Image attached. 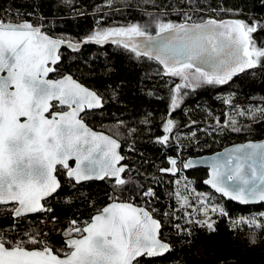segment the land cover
Listing matches in <instances>:
<instances>
[{"label":"snow or ice","instance_id":"obj_1","mask_svg":"<svg viewBox=\"0 0 264 264\" xmlns=\"http://www.w3.org/2000/svg\"><path fill=\"white\" fill-rule=\"evenodd\" d=\"M63 2L72 5L73 0ZM259 2L264 7V0ZM112 3L108 0L109 7ZM144 3L157 7L155 0ZM180 3L191 11L171 6L183 21L156 18L155 36L148 25L140 23L98 27L77 41L51 36L44 31L43 15L36 11L42 7L37 0L26 5L33 11L25 14L37 17L36 22L0 17V264H151L152 259L171 251L161 236L163 217L155 218V209H150L155 190L148 187L140 193L144 205L134 204L131 198L120 199L131 182L126 178L125 157L118 151L121 144L85 123L82 113L102 108L103 97L71 75L48 77L57 72L62 47L78 52L88 44H115L137 60L147 58L162 66L158 75L179 79L170 89V109L176 111L187 89L222 87L241 74L264 73V38L259 43L256 38L264 34V17L239 18L242 10L221 7L213 11L237 18L195 21L193 14L204 8L198 7L196 0ZM232 99L230 95L224 102ZM239 114L250 115L253 120L264 118V106ZM175 123L167 119L165 134L157 137V143L169 144ZM230 123L233 131H240L235 121ZM168 163L169 167L159 171L173 176L206 164L211 172L204 183L217 193L245 205L264 204V142L235 145L204 160L170 158ZM60 175L70 187L109 181L112 194L109 202L87 220L70 219L59 233L61 247H56L43 230L19 229L29 215L53 212L49 201L60 195ZM175 183L179 185L180 180ZM187 188L185 184L184 191L175 192L177 201L185 205L190 204ZM201 208L204 218L195 223L209 232L215 231L210 214L228 216L224 208L208 207L204 201ZM51 219L55 223L56 217ZM245 222L264 231V214L241 217L233 223ZM176 227L186 237L191 236L190 229ZM49 231L55 233L56 229ZM249 242H257L255 232Z\"/></svg>","mask_w":264,"mask_h":264},{"label":"trees","instance_id":"obj_2","mask_svg":"<svg viewBox=\"0 0 264 264\" xmlns=\"http://www.w3.org/2000/svg\"><path fill=\"white\" fill-rule=\"evenodd\" d=\"M31 2L0 0V17L36 22L37 17L25 15L33 11L26 6ZM37 3H42V7L36 11L44 17V31L51 36L66 37L73 41L98 27L130 23L148 25L151 34H156V18L166 22H182L183 17L173 12L171 6L191 11L180 0H155V8L146 7L144 0H113L111 7L108 6V0H73L72 5L65 4L63 0H37ZM196 3L198 7L204 8L203 12L193 14L196 21L201 18H237L213 11L221 7L242 10L239 18L252 15L264 17V7L260 6L259 0H196ZM16 12L20 14L15 15ZM256 38L259 43L264 34ZM61 54L55 77L61 78L68 74L80 76L85 85L103 97L104 106L95 114V125H102L105 121H113L110 124L116 125L118 121H123L130 127L124 130L128 136L123 139L122 152L129 171L133 172L127 174L126 178L131 182L122 196H126L127 200L131 198L136 205H144L145 198L140 193L152 187L156 197L151 199L150 209H155V218L163 217L161 236L172 246L170 253L152 259L151 264H264V231L253 229L246 222L233 223L241 217L261 216L264 214V205L240 206L227 202L204 186L207 170L183 169L175 176L159 171L170 166L169 156H181L180 161L188 160L213 154L232 144L264 139V118L253 120L250 115L239 114L264 106V73L242 74L222 87L204 86L194 91L187 89L181 107L171 111L170 89L180 81L178 78L158 75L162 66L155 61L147 58L137 60L133 54L115 44L88 45L78 52L64 48ZM230 95L232 101L225 103V98ZM170 112L172 118L181 122L179 139L163 145L157 143V137L163 135L161 125L167 121ZM230 121H235V127L240 131H233ZM58 178L62 184L60 195L49 201L54 209L52 216L56 217L55 223L50 228H42L41 215L38 214L27 217L19 231L43 230L56 247H61L59 233L67 222L70 219L87 220L96 209L109 202L108 196L112 194V189L109 181L70 187L64 175ZM176 180H180L179 185L175 183ZM185 184L188 185L186 194L189 205L178 202L175 196L176 191H184ZM68 200L71 203H67ZM201 201L208 207H222L228 213L226 217H221L218 212L210 214L215 221L214 232L195 223L204 218L198 212L202 209ZM188 220L193 223L189 224ZM259 223L261 221L257 220ZM176 225L190 229L191 236L186 237L177 230ZM53 228L56 229L55 233L49 231ZM253 232L257 242L250 244Z\"/></svg>","mask_w":264,"mask_h":264},{"label":"flooded vegetation","instance_id":"obj_3","mask_svg":"<svg viewBox=\"0 0 264 264\" xmlns=\"http://www.w3.org/2000/svg\"><path fill=\"white\" fill-rule=\"evenodd\" d=\"M74 79H76L78 82H80L81 84H83L84 86H86L87 88H89V89H92V88H90V87H88L87 85H85L83 82H82V80H81V77L80 76H77V75H71ZM49 78H51V79H58L59 77H55V73H53V74H51V76L49 77ZM83 79V78H82ZM94 91V90H93ZM96 92V91H95ZM98 94V93H97ZM103 104H104V100H103ZM99 111V110H98ZM86 112H87V114L85 115V114H83L82 113V115H84L85 116V123H87L88 125H89V127H91L94 131H97V132H103V133H105V134H107V135H111V136H113V137H115V138H117L118 140H119V142L121 143V145H122V147H123V139L125 138V137H127L128 136V133L127 132H124V130H126V129H128V128H130L129 126H128V124L126 123V122H123V121H118V123L116 124V125H112V124H110L111 122H113V121H103L104 123L102 124V125H95V120H96V116H95V114H96V112L97 111H91V110H86ZM172 116V115H171ZM169 117V115L167 116V119H169V118H171V119H173L175 122H178L179 123V126L181 127V122H180V120H178L177 118H172V117ZM163 126H164V123L161 125V129H162V131L164 132V129H163ZM102 128H104L106 131H104ZM111 132L112 134H114V135H112V134H110L109 132ZM180 130H178V131H174V128H173V131H172V134H171V138H173L178 132H179ZM165 133H163V135H164ZM172 142H171V140H170V142H169V144H171ZM122 154H123V152H122ZM124 155V154H123ZM126 158V157H125ZM170 158H175V159H177L178 161H180V159H181V156H169V158L168 159H170ZM125 164H126V161H125ZM127 165V164H126ZM128 166V165H127ZM133 171L132 170H130L129 171V167H128V172H127V174H129V173H132ZM86 183H92V182H86ZM84 184V183H83Z\"/></svg>","mask_w":264,"mask_h":264},{"label":"water","instance_id":"obj_4","mask_svg":"<svg viewBox=\"0 0 264 264\" xmlns=\"http://www.w3.org/2000/svg\"><path fill=\"white\" fill-rule=\"evenodd\" d=\"M218 20H221V19H218ZM153 36H155L156 34H152ZM139 39V38H138ZM111 43H108V44H104V45H97V46H107V45H110ZM88 45H96V44H88ZM88 45H86V46H88ZM85 47V46H84ZM83 47V48H84ZM64 48H66V47H62L61 49H60V53H61V51L64 49ZM68 49V48H67ZM70 50V49H69ZM61 62V61H60ZM59 62V63H60ZM51 74H53V73H50V75H49V77L51 76ZM68 75H70V74H68ZM242 75V74H241ZM240 76V75H239ZM48 77V78H49ZM49 79H51V78H49ZM59 79V78H58ZM90 90H92V89H90ZM93 91V90H92ZM103 106H104V104H103ZM103 108V107H102ZM102 108H98V109H93V110H91V111H98V110H101ZM249 142H264V139H262V140H250V141H246V142H242V143H236V144H232V145H230V146H227V147H225L224 149H222V150H220V151H217V152H215V153H213V154H208V155H202V156H198V157H192V158H189V159H191V160H204V159H207V158H209V157H213V156H215L217 153H223L224 152V150L225 149H228V148H232V147H234L235 145H239V144H245V143H249ZM121 144V143H120ZM119 152H120V154L122 155V156H124L123 154H122V145H121V147H120V149L118 150ZM125 157V156H124ZM188 159V160H189ZM125 161H126V158H125ZM125 161L123 162V163H125ZM128 167V166H127ZM186 170H188V171H197V170H207V177H206V179L205 180H207V179H209L210 178V172H211V169L206 165V164H200V165H197L196 167H193V168H188V169H186ZM204 180V181H205ZM89 182H102V181H89ZM86 183V182H85ZM203 184H204V186L205 187H207L208 189H210L212 192H214L216 195H218V196H220V197H222L224 200H226L227 202H232V203H234V204H237V205H240V206H258V205H264V204H262V203H256V204H248V205H245V204H242V203H240V202H238V201H233V200H230L229 198H227V197H223L222 196V194H220V193H217L214 189H212V187L210 186V185H207V184H205L204 182H203ZM38 214H40V213H38ZM38 214H34V215H29L28 217H30V216H35V215H38ZM166 242V241H165ZM168 243V242H167ZM169 244V243H168ZM170 246H171V244H169ZM171 250H172V246H171ZM171 252V251H170ZM169 252V253H170ZM168 253H166L164 256H166ZM164 256H161V257H164ZM158 258H160V257H158Z\"/></svg>","mask_w":264,"mask_h":264},{"label":"built area","instance_id":"obj_5","mask_svg":"<svg viewBox=\"0 0 264 264\" xmlns=\"http://www.w3.org/2000/svg\"><path fill=\"white\" fill-rule=\"evenodd\" d=\"M182 21H183V19H182ZM120 199L127 201V197L124 196V195L123 196L121 195ZM52 209H53V207H52ZM53 212H54V209H53ZM53 212L52 213H48V214L40 213V215H41L40 224H41L42 228H50V227H52V225L54 224L52 219H51ZM48 239H49V237H48Z\"/></svg>","mask_w":264,"mask_h":264},{"label":"rangeland","instance_id":"obj_6","mask_svg":"<svg viewBox=\"0 0 264 264\" xmlns=\"http://www.w3.org/2000/svg\"><path fill=\"white\" fill-rule=\"evenodd\" d=\"M193 20L196 21L195 16H193ZM179 129H180L179 123L176 122V123H175V127H174V131H178ZM177 138H179V134H178V133H177L173 138H171L170 140H171V142L173 143V142H175V141L178 140ZM198 212H200V214H199L200 217H204L203 209H201V210L199 209Z\"/></svg>","mask_w":264,"mask_h":264}]
</instances>
